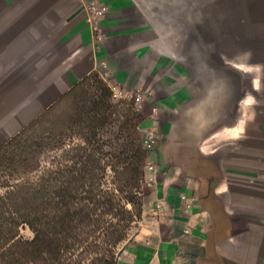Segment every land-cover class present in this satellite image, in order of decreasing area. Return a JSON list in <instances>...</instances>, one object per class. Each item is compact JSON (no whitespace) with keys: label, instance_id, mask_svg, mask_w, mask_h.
Segmentation results:
<instances>
[{"label":"crops","instance_id":"crops-1","mask_svg":"<svg viewBox=\"0 0 264 264\" xmlns=\"http://www.w3.org/2000/svg\"><path fill=\"white\" fill-rule=\"evenodd\" d=\"M92 74L157 138L117 264H264V0H0V148Z\"/></svg>","mask_w":264,"mask_h":264},{"label":"trees","instance_id":"trees-1","mask_svg":"<svg viewBox=\"0 0 264 264\" xmlns=\"http://www.w3.org/2000/svg\"><path fill=\"white\" fill-rule=\"evenodd\" d=\"M111 95L92 74L57 102L70 112L46 119L51 107L0 148V264H117L143 218L149 151L142 115ZM126 116L131 139H105Z\"/></svg>","mask_w":264,"mask_h":264},{"label":"rangeland","instance_id":"rangeland-1","mask_svg":"<svg viewBox=\"0 0 264 264\" xmlns=\"http://www.w3.org/2000/svg\"><path fill=\"white\" fill-rule=\"evenodd\" d=\"M102 80L105 82V84L110 88V85H109V82H107L106 80H104L102 78ZM92 87L91 90H95V86H93V83H91ZM111 90V89H110ZM111 100L112 102L116 103V104H121L122 107L124 108H128L127 106L131 105L132 107L131 108V112H137V114H141L142 115V125L141 127H139V132L141 134V137L143 140H145L149 135H150V132L151 131V128L150 127H147L145 128L143 126V113L141 112V109L138 110L136 109L135 105L133 104L132 102V99L130 98H127V99H121V100H115L112 98V95H111ZM124 103V105H122ZM71 108H72V105H71V101H70V98L69 99H66L58 104L55 105V107L51 110V111H48L47 114H46V119H55V117L57 115H59L61 112H63V114L67 113V112H70L71 111ZM129 112V111H127ZM134 114V113H132ZM129 118H134V121L135 119L137 118V115L134 117L133 115H130V112H129ZM127 119V116L125 118L122 119V122H119L117 121V123L111 127H106L104 129V138L105 139H113L115 137H118V138H121V140L119 141V143H123L125 142V138L127 135H129V139H131L132 135H133V131L132 130H128L127 127L129 124H127L126 126L122 127V131L119 130V126L123 123L124 120ZM115 143V141H114ZM143 144H144V141H143ZM116 145V143L114 144ZM114 147H111L109 149H114ZM149 151V160H150V151L152 150L151 148L147 149ZM145 172H146V169H145ZM146 178H147V174H146ZM146 181V179H145ZM2 190L0 189V192ZM136 229V228H135ZM135 229L132 231L131 233V236L133 235V233L135 232ZM21 234L26 237V238H31L33 236L32 232L28 229V228H23L21 230Z\"/></svg>","mask_w":264,"mask_h":264},{"label":"built area","instance_id":"built-area-1","mask_svg":"<svg viewBox=\"0 0 264 264\" xmlns=\"http://www.w3.org/2000/svg\"><path fill=\"white\" fill-rule=\"evenodd\" d=\"M92 8H94V6H92ZM95 9V8H94ZM95 16H102L103 15V9H96ZM110 85V89H111V93H112V98L115 100H121V99H127L130 98L132 99L133 104L135 105L136 109L140 110L143 106V100H144V94L142 92H134V93H130L128 92L125 88L121 87L120 85L117 84H109ZM155 111V109H154ZM157 140L156 136L154 135L153 132L150 133V135L144 140V146L146 149H150L153 147V144L155 143V141ZM146 169V174L149 172H152L154 169V164L148 160L145 166ZM183 198H185V196H182ZM156 209L160 210L161 209V205L157 204L156 205Z\"/></svg>","mask_w":264,"mask_h":264}]
</instances>
